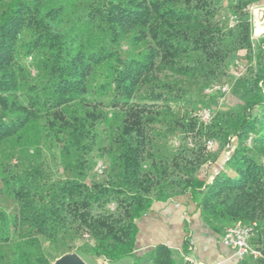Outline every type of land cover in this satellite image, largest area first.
<instances>
[{"label": "trees", "instance_id": "16d2710c", "mask_svg": "<svg viewBox=\"0 0 264 264\" xmlns=\"http://www.w3.org/2000/svg\"><path fill=\"white\" fill-rule=\"evenodd\" d=\"M263 1L0 0V264H175L163 246L136 257L138 221L184 195L216 232L257 223L264 252ZM226 84L218 109L207 90Z\"/></svg>", "mask_w": 264, "mask_h": 264}, {"label": "crops", "instance_id": "0c3cea01", "mask_svg": "<svg viewBox=\"0 0 264 264\" xmlns=\"http://www.w3.org/2000/svg\"><path fill=\"white\" fill-rule=\"evenodd\" d=\"M261 8H264V1L251 9L252 40L256 44L264 40V26L259 19ZM228 156L227 152L215 166L206 167L203 176L211 181L224 167ZM224 235L225 231L216 232L205 224L190 195L179 196L167 202H155L151 210L139 219L135 254L138 259H143L155 248L163 246L170 250L175 264H186L187 260L204 264H254L238 259L233 250L225 247L222 243ZM188 238L190 248L187 252ZM126 261V264H135L134 258Z\"/></svg>", "mask_w": 264, "mask_h": 264}, {"label": "built area", "instance_id": "2783aa9c", "mask_svg": "<svg viewBox=\"0 0 264 264\" xmlns=\"http://www.w3.org/2000/svg\"><path fill=\"white\" fill-rule=\"evenodd\" d=\"M252 9V8H251ZM238 18L233 16L230 18L229 25L230 27H234L238 24ZM235 77H239L241 75V71L237 70ZM231 92V88L229 85H216L207 90L209 94H220L218 100L219 109L223 106L227 100L228 95ZM217 112L214 107H204L198 112V117L204 123H210L213 118L216 116ZM207 144L209 148H213V142L208 141ZM97 172L102 174L104 172V167L102 165L98 166ZM259 233V225L257 223L252 224H242L237 223L232 227H229L225 231V235L223 237L222 243L225 247L233 250L235 256L240 260L253 259L260 260L264 258V252L260 246L255 245L254 240L257 238ZM186 264H204L200 261H191L187 260Z\"/></svg>", "mask_w": 264, "mask_h": 264}, {"label": "rangeland", "instance_id": "374dc122", "mask_svg": "<svg viewBox=\"0 0 264 264\" xmlns=\"http://www.w3.org/2000/svg\"><path fill=\"white\" fill-rule=\"evenodd\" d=\"M230 26V25H229ZM254 43V42H253ZM258 44H256V43H254V46H257ZM245 60H244V58H237L236 56H231V58H230V60H229V64H230V66H231V68H230V74H231V76H234L235 77V74L234 73H236L237 72V70H238V68H240L242 65H243V63H245L244 62ZM227 85V84H226ZM199 112V111H198ZM198 112L196 113V117L200 120V122H202V123H204L199 117H198ZM204 124H208V123H204ZM194 135V133L193 134H190V136H188V140H187V142H188V145H189V147L190 148H194L195 146H194V144H195V142H196V138L193 136ZM197 141L199 142V143H201V144H203L204 143V145H202L204 148H205V152H207V153H210L211 151V149L209 148V145L207 144V142L209 141V140H207V141H205V142H203V140L201 141H199L198 139H197ZM212 142V141H211ZM179 143H180V141L178 140H176L175 141V143H174V146L176 147V146H178L179 145ZM206 144V145H205ZM230 150H232V148L230 149V147L229 148H227L226 149V151L225 152H223L224 153V155L228 152L229 153V155H230ZM216 154V153H215ZM226 158V157H225ZM225 160V159H224ZM209 165H207V166H205V167H208ZM257 245L259 244V242L257 241V242H255ZM83 261H84V263L85 264H104L103 263V261H101L100 259H96V258H92V257H87V256H79ZM127 263V261L126 260H124V261H122V262H120L119 264H126Z\"/></svg>", "mask_w": 264, "mask_h": 264}, {"label": "water", "instance_id": "95a60500", "mask_svg": "<svg viewBox=\"0 0 264 264\" xmlns=\"http://www.w3.org/2000/svg\"><path fill=\"white\" fill-rule=\"evenodd\" d=\"M260 13V22L264 26V8H261L259 10ZM56 264H85L84 261L77 255V254H72L70 256H66L61 258L56 262Z\"/></svg>", "mask_w": 264, "mask_h": 264}]
</instances>
